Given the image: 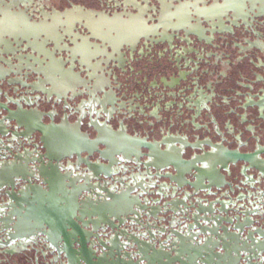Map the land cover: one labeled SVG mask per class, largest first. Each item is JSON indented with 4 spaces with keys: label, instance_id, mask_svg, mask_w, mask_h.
Returning a JSON list of instances; mask_svg holds the SVG:
<instances>
[{
    "label": "water",
    "instance_id": "1",
    "mask_svg": "<svg viewBox=\"0 0 264 264\" xmlns=\"http://www.w3.org/2000/svg\"><path fill=\"white\" fill-rule=\"evenodd\" d=\"M150 1L154 6L161 0H29L11 10L33 23L50 22L54 14L71 9L78 15L88 12L82 14L85 18L108 19L138 16L140 4ZM4 3L11 8V2ZM21 21L3 29L34 32ZM108 25L118 30L119 40L147 32L139 21ZM81 28L76 26L74 32L88 37ZM59 33L57 42L46 36L6 39L0 67L17 70L10 78L44 86L48 75L42 71L49 59L39 50L66 57L55 51L72 46L64 32ZM57 88L66 84L59 82ZM40 96V91L21 88L15 101L7 94L0 98V125L14 123L22 130L18 144L32 148L0 149V231L6 240L27 243L41 238L48 255L64 257L62 264H264V146L226 149L212 143L211 149L195 145L168 153L146 140L124 141L106 134L96 139L65 134L60 141L62 126L43 121L50 115L38 109ZM96 154L99 160L94 163ZM114 158L122 162L115 164ZM128 166L138 167L141 174L136 176ZM122 176L128 182L118 181ZM233 186L248 196L235 199ZM226 188L228 201L223 202L220 193ZM12 211L14 219L6 221Z\"/></svg>",
    "mask_w": 264,
    "mask_h": 264
},
{
    "label": "flooded vegetation",
    "instance_id": "2",
    "mask_svg": "<svg viewBox=\"0 0 264 264\" xmlns=\"http://www.w3.org/2000/svg\"><path fill=\"white\" fill-rule=\"evenodd\" d=\"M7 1L11 8L0 0V52L6 39L39 40L46 36L57 42L62 31L72 45L55 51L70 59L39 50L49 59L42 71L48 75L44 86L10 78L17 70L7 72L0 67L1 100L5 94L17 100L21 88L43 93L38 109L50 115L43 118L47 125L54 121L62 126L59 140L65 134L81 133L91 139L106 134L124 141L146 140L156 149H169L168 153L195 145L211 149L212 143L226 149L264 146V0H161L154 6L150 1L136 6L138 16L108 19L85 18L82 14L88 12L78 15L71 9L41 23L11 10L29 0ZM180 9L186 11L181 18ZM69 14L78 17L68 18ZM19 18L34 32L3 29L4 24L10 26ZM136 21L147 32L121 40L118 30L108 25ZM76 26L90 35H77ZM80 45L88 49H77ZM3 63L1 60L0 66ZM59 82L66 88H57ZM6 84L9 88L3 87ZM21 133L14 123L0 125V149H32L27 143L18 144ZM99 148L104 149L102 145ZM98 160V154L91 158L94 163ZM120 162V158L113 159L115 164ZM137 168L130 169L139 176ZM118 181L125 183L128 178L122 176ZM233 188L235 199L248 196L246 191ZM220 195L227 202L228 188ZM15 215L12 211L6 221ZM6 237L0 231V264L65 262L63 256L53 259L48 255V244L41 238L21 243Z\"/></svg>",
    "mask_w": 264,
    "mask_h": 264
}]
</instances>
